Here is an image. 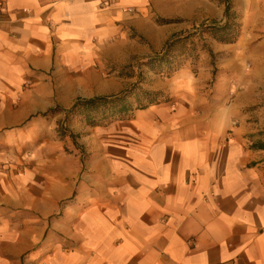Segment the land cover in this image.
<instances>
[{"label":"crops","instance_id":"0c3cea01","mask_svg":"<svg viewBox=\"0 0 264 264\" xmlns=\"http://www.w3.org/2000/svg\"><path fill=\"white\" fill-rule=\"evenodd\" d=\"M229 1L243 21L251 8L264 18L253 0ZM224 12L221 0H0V141L35 114L18 92L27 81L48 91L56 52L91 37L162 49ZM205 42L213 59L202 54L197 72L156 77L152 90L169 101L134 110L108 140L83 136L50 212L41 192L0 175V264H264V33L242 26L235 44Z\"/></svg>","mask_w":264,"mask_h":264},{"label":"rangeland","instance_id":"374dc122","mask_svg":"<svg viewBox=\"0 0 264 264\" xmlns=\"http://www.w3.org/2000/svg\"><path fill=\"white\" fill-rule=\"evenodd\" d=\"M106 2L102 3L104 7L108 4ZM252 3L261 9L264 7V0H253ZM250 10L243 21V16L230 9L229 21H235L240 26L237 39L242 26L246 33H264V18L254 15L255 9ZM127 12L134 13L132 10ZM163 21L158 18L155 24L162 25ZM203 23L208 22L191 25L182 32L184 35L194 34L186 41L187 50L181 56L178 49L172 50L167 62L163 63L155 59L163 53V48L153 50L140 36L136 42L132 41L133 37H127L120 48L114 43L98 44L96 37H91L90 42L85 44L86 48L81 51L56 52L53 57V77L48 75L42 80L43 84H47L48 91L36 89V85L27 81L18 92L19 106L27 113L33 107L35 114L20 125L18 132H11L12 135L0 141V175L10 181L23 179L27 193L30 191L31 195H37L41 192L42 211L53 210L50 204L53 185L55 182L57 186L65 185L63 182L66 177H70L67 173L71 174L65 168L66 165L80 166L83 136L93 130L100 138L108 140L116 132L127 130L134 110L147 106L149 101L160 104L170 100L152 90L156 77L169 78L185 67L195 73L204 61L201 59L202 54L213 59L205 42L209 36L205 32L198 35ZM141 47L149 50L146 57L140 54ZM133 48H137L138 56L131 54ZM215 72L206 81L207 85H212ZM119 95L122 100L112 104L67 112L77 99ZM123 105V109L128 110L119 112ZM54 109L55 113L50 112ZM61 208L59 205V214L63 211Z\"/></svg>","mask_w":264,"mask_h":264},{"label":"trees","instance_id":"16d2710c","mask_svg":"<svg viewBox=\"0 0 264 264\" xmlns=\"http://www.w3.org/2000/svg\"><path fill=\"white\" fill-rule=\"evenodd\" d=\"M225 4V18L226 21L223 24H220L219 22H208L201 24V33H206L211 39L214 41L221 43V44H233L236 42L237 37H238V29L239 25L235 21H229L230 17V1L229 0H221ZM171 21H163V24H168ZM194 35V34H193ZM192 34H177L173 35L170 39L167 40L165 45L163 46L162 49V54L159 57H156L155 59L160 60L159 62H167V56L169 53H171L172 50L178 49L179 50V56L185 53L187 50V43L188 39L193 36ZM195 55L193 56V58ZM192 58V57H191ZM156 94V93H155ZM158 95V94H157ZM121 96H114V97H94V98H89V99H77L70 109L67 112H73L76 109L82 108V109H87V108H97L104 106L106 104H112L114 102L121 101ZM154 104V101H149L148 105ZM123 107L120 108L119 112H124L127 111L128 109H123ZM146 106L141 107L139 109H144ZM53 113L56 112V109L52 110ZM118 112V111H116Z\"/></svg>","mask_w":264,"mask_h":264}]
</instances>
